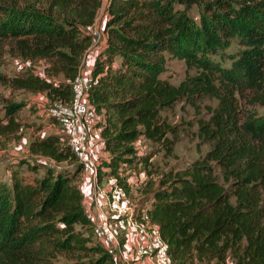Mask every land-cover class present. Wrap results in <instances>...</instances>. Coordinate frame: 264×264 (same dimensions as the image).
I'll use <instances>...</instances> for the list:
<instances>
[{
    "label": "trees",
    "instance_id": "obj_1",
    "mask_svg": "<svg viewBox=\"0 0 264 264\" xmlns=\"http://www.w3.org/2000/svg\"><path fill=\"white\" fill-rule=\"evenodd\" d=\"M193 3L200 7L197 21L186 11ZM99 5L0 0V42L7 40L21 58L45 60L47 77H62L24 72L4 82L68 102L67 80L77 74L90 42L84 28ZM104 19L88 93L103 117L100 140L108 153L98 170L117 175L121 165L134 168L150 159L137 157L139 138L171 154L180 131L162 112L188 105L199 113L195 137L208 149L168 172L137 208L159 226L175 264H264V115L257 111L264 109V0H109ZM172 57L186 67L178 84L164 74ZM21 107L3 106L0 137L21 128ZM28 149L7 166L10 177H0V264H51L39 241L70 249L75 225L90 229L98 244L87 248L89 256L64 264H119L86 216L85 194L73 181L82 167L69 148L49 134L31 140ZM32 156L76 165L54 168ZM115 182L125 186V178Z\"/></svg>",
    "mask_w": 264,
    "mask_h": 264
},
{
    "label": "rangeland",
    "instance_id": "obj_2",
    "mask_svg": "<svg viewBox=\"0 0 264 264\" xmlns=\"http://www.w3.org/2000/svg\"><path fill=\"white\" fill-rule=\"evenodd\" d=\"M175 8L184 9V5L175 4ZM200 7L196 4H188L186 6L187 13L195 20L198 19V11ZM233 48V46H232ZM46 66L45 60H27L15 55L12 52L11 44L7 40L0 42V113L3 106L8 103H20L21 109L17 113V118L21 122V128L13 136L0 137V177L9 178L10 172L7 166L13 161L29 155V143L37 137L47 136L49 134H61L59 123L50 116L49 108L55 102V99L48 97L46 92L29 91L18 89L11 86L8 82H4L12 77L20 76L24 72L35 74L41 78L48 80L62 79L58 77H47L44 73ZM167 70L164 73L169 77L170 81L178 84L185 76L186 67L183 60L177 58H169L167 62ZM215 104V101L212 102ZM259 114L264 115V109L258 108ZM198 111L184 105L181 109L177 104L171 110L162 112V116L171 124H175L180 131L178 140L174 144L173 152L165 154L159 151L157 145L144 138L137 139L133 145L138 149L137 157L141 155L150 156V159L139 163L136 167L130 168L121 165L117 171V175L113 174L110 169L102 168L97 171L96 179L98 183L105 188L111 182H115L117 177L125 178V187L129 195V200L134 205L143 204L144 196L170 171H176L186 167L194 159L203 155L208 146L199 143L195 137L197 130L196 119ZM203 116L206 114L202 112ZM188 122V124H186ZM98 125L95 120L94 130ZM38 158L37 156H32ZM107 157L103 149L100 150V158L96 161L97 168L99 163ZM43 162L51 164L54 168H73L76 162L73 160L62 161L56 164L45 158H38ZM90 179V177H89ZM74 183L79 187L82 186L83 179L81 173L74 178ZM84 197V195H83ZM62 223L56 224L57 228H63ZM77 241L71 243L70 249H60L52 246L51 242L40 240L38 250L45 248V260L51 264H64L76 259H82L90 255L87 248L92 244H98L97 239L93 236L90 229L80 225L74 227ZM61 236V232L55 233L52 237ZM145 260V259H144ZM145 262H148L145 260ZM149 263V262H148ZM191 264H203L194 261Z\"/></svg>",
    "mask_w": 264,
    "mask_h": 264
},
{
    "label": "built area",
    "instance_id": "obj_3",
    "mask_svg": "<svg viewBox=\"0 0 264 264\" xmlns=\"http://www.w3.org/2000/svg\"><path fill=\"white\" fill-rule=\"evenodd\" d=\"M108 3L109 0H100L94 22L84 28L90 42L77 74L72 80H67L71 84L70 100H55L49 113L60 125L59 142L69 148L81 165L82 172L90 175V205L85 208V213L92 220L94 234L101 239L106 251L119 264H139L143 258L149 259L152 264H175L159 226L151 220L144 208H137V205L130 202L126 187L111 182L105 188L96 179V161L100 158L102 144L99 135L94 132L98 114L88 101L92 81L91 76L83 71V62L88 50L95 48L99 51L104 43L102 28L96 24V20L100 12L103 15L106 13ZM128 238L131 239L129 255L125 253Z\"/></svg>",
    "mask_w": 264,
    "mask_h": 264
},
{
    "label": "crops",
    "instance_id": "obj_4",
    "mask_svg": "<svg viewBox=\"0 0 264 264\" xmlns=\"http://www.w3.org/2000/svg\"><path fill=\"white\" fill-rule=\"evenodd\" d=\"M104 15L102 14V12H100L99 17L96 20V24L100 25L101 28L104 27V20H105ZM97 54H98V51L95 48L90 49L86 52L84 62H83V71L85 73H88L89 75H91V70H92V67L94 65ZM97 114H98V116H97L98 125H97L96 129L94 130V132L96 133V135H99V137H100L101 126H99V123L102 122L103 117L101 114H99V113H97ZM103 152L107 156L108 153L105 150H103ZM81 177L83 179L81 189L85 194L84 195V203H85V206L88 207L90 205L89 189H88L89 188V177H90V175L87 174V172H83V173H81ZM130 234H131V232H130ZM130 251H131V239L128 238L125 242V253L129 255ZM144 259L147 260L149 263L145 262ZM139 264H152V263L150 262L149 259L143 258L139 261Z\"/></svg>",
    "mask_w": 264,
    "mask_h": 264
}]
</instances>
